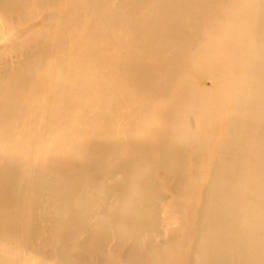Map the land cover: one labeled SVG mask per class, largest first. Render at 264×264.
Segmentation results:
<instances>
[{
    "label": "bare ground",
    "instance_id": "obj_1",
    "mask_svg": "<svg viewBox=\"0 0 264 264\" xmlns=\"http://www.w3.org/2000/svg\"><path fill=\"white\" fill-rule=\"evenodd\" d=\"M59 1L40 0L42 10L53 17L46 29L60 30L57 48L64 58L71 48L68 58L88 82L53 84V99L43 117L45 129L49 133L63 126L73 131L62 132L50 150L31 188L34 204L29 208L27 166L33 146L42 141L36 132L41 89L34 81L41 78L49 32L33 35L30 41L40 48L34 47L1 78L0 264L21 263L17 240L28 247L35 237V207L41 200L62 209L72 224L75 215L96 216L95 191L118 202L111 221L104 217L109 208L100 214L91 249L97 251L108 240L110 226L119 235L140 237L160 235L166 221L181 234L187 205L184 202L177 214L171 211L166 220L162 218L155 169H167L179 184L189 162L198 166L231 102L233 119L198 206L201 224L194 264H264V0H228V7L221 0H133L132 9L111 17L107 12L115 0H70L60 19L53 11ZM32 2L0 0V16L26 19ZM205 26L209 43L191 58ZM114 48L122 55L107 81L99 82L102 63ZM91 64L89 70L84 68ZM88 72L90 76L85 75ZM193 72L199 73L198 79ZM168 89L166 99L160 100ZM88 95L93 100L76 119L80 99ZM157 101L166 106H156ZM127 102L130 110L121 133L119 122ZM102 104L111 111L99 112ZM123 138L127 149L122 156ZM79 158L86 162L85 173L71 174L70 162ZM107 162L112 163L110 172L123 178L110 185L93 181L89 169ZM55 239L63 250L65 237L58 234ZM64 254L58 253L51 264H60ZM173 254L157 250L155 261L176 264ZM132 256L128 264L136 263Z\"/></svg>",
    "mask_w": 264,
    "mask_h": 264
},
{
    "label": "rangeland",
    "instance_id": "obj_2",
    "mask_svg": "<svg viewBox=\"0 0 264 264\" xmlns=\"http://www.w3.org/2000/svg\"><path fill=\"white\" fill-rule=\"evenodd\" d=\"M222 3L228 7V0H221ZM70 0H60L59 3L53 8V11L60 19L70 8ZM130 4V5H129ZM134 6L133 0H115L112 9L109 8L107 16L111 17L117 12L126 13ZM31 14L28 18L22 15L10 16L4 18L0 16V83L1 78L8 68L15 69L18 63L26 58L31 52L39 49L40 46L30 41L31 37L35 34H43L49 32L50 38L48 39L49 48L46 50V55L43 58V70L41 71V78L36 79L34 84L41 89V93L37 97L38 112V129L39 138L42 141L33 146L31 152V161L27 166L30 174V193L27 200V206L33 207L34 194L32 192L33 183L37 180L38 173L42 169L43 164L51 156L50 150L55 146L56 141L61 137L62 132H72L73 128L70 127H57L52 128L51 132L47 133L44 125V115L47 112L49 102L53 99L52 90L55 82L65 83L67 85H79V83L88 82V78L83 76L84 73L80 72L77 66L72 63L71 48H67L66 58L62 54V50L57 48V40L60 35L59 29L47 31V25L53 21L52 15L49 12H44L40 6V0H33L31 9L28 10ZM193 15V13H191ZM90 11L87 10L85 18L88 19ZM10 23V24H9ZM126 24V23H125ZM122 28L121 34L125 36L126 26ZM20 27V28H19ZM18 29V30H17ZM207 27L202 28V36L198 39V43L193 46L191 50V58L195 57L197 53L209 43L206 38ZM117 55V56H115ZM122 52L119 48H114L104 63L100 73L102 79L99 82L107 81L105 78L109 74V70L113 68L115 63L121 57ZM66 60L61 62L62 59ZM68 58V59H67ZM108 60V61H107ZM8 61V62H7ZM107 62V63H106ZM66 68H65V66ZM87 65V64H86ZM93 64L84 66L85 69L91 68ZM75 69V70H74ZM89 70V69H88ZM167 74V73H166ZM163 74L166 77L167 75ZM85 75L90 76V72ZM194 78L198 79L199 73L193 72ZM40 77V76H39ZM77 78V79H76ZM76 82V83H75ZM207 86V85H206ZM205 87V85H204ZM167 92L163 93L160 100L166 99ZM176 99L179 100V92L174 93ZM80 99L78 110L75 113V118H79L82 112V107L92 102L93 96L88 95ZM62 97H58L60 99ZM163 103H165L163 101ZM157 101L156 106H166V104ZM98 111L108 110L111 111L108 104H102ZM130 110V103L127 102L123 105L122 117L119 124V132L121 126L126 123L125 117ZM234 115V102H231L226 114L222 121V127L217 132L215 138L205 150L201 153L198 166L194 162H189L185 174L179 182L171 177L168 170L165 168H157L154 172V179L159 186L162 198L159 201L161 207L162 218L166 220L171 211L175 214L182 208L183 203H186V220L183 222L185 230L179 234L175 226H170L166 221L161 223V234L146 233L140 237L136 234L119 235L114 226L109 228V238L103 243L102 247L95 251L91 249L93 239L99 230L100 214L103 213L105 208H109L104 217L112 220V213L116 208L118 200L113 197L109 199L103 193L94 192V212L95 217L88 219L83 215H75L72 224L68 223L67 215L64 216L62 209L50 208L48 200H41L35 207V217L37 222V233L32 239L28 247L24 246V242L20 239L17 240L19 253L21 255L20 264H51L58 253L64 251V258L62 262H71L73 264H128L132 255L135 256V264H157V256L155 253L159 250L160 253H171L173 258L177 259L176 264H194L195 261V247L198 243V230L200 228V219L198 216L199 204L202 195L208 186V180L213 173L214 163L219 153L221 152L225 138L227 126L231 123ZM36 125V126H37ZM33 130V129H32ZM20 138V136H18ZM124 139V138H123ZM126 138L121 144L120 154L123 156L127 149ZM212 150V151H211ZM119 159L120 156H117ZM4 164V161H1ZM84 159H75L70 162V173L84 174L85 173ZM111 162L105 164H96L89 169V177L98 183L106 182L113 184L114 182L123 178L121 174L115 172L112 174L110 171ZM201 169V174L198 173ZM192 183L196 184L194 187ZM32 188V189H31ZM184 203V204H185ZM66 227L65 229H63ZM65 237V248L61 250L55 238L57 235ZM181 237L178 241V237ZM26 243V242H25ZM178 246V247H177ZM93 248V247H92ZM174 251V252H173ZM173 252V253H172Z\"/></svg>",
    "mask_w": 264,
    "mask_h": 264
}]
</instances>
